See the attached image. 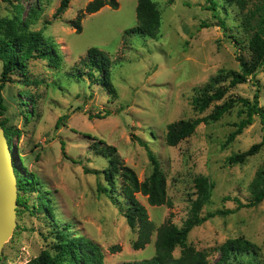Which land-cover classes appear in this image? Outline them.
Masks as SVG:
<instances>
[{"label": "rangeland", "instance_id": "1", "mask_svg": "<svg viewBox=\"0 0 264 264\" xmlns=\"http://www.w3.org/2000/svg\"><path fill=\"white\" fill-rule=\"evenodd\" d=\"M38 1L12 0L9 4L0 0V20L12 18L17 4L26 18ZM92 1L72 0L59 19L54 14L60 0L44 2L42 16L32 30H41L55 44L63 59L61 67H51L48 60L31 59L30 83L13 77L16 81L8 83L3 91L7 108L1 120L18 132L13 139L16 168L33 172L42 181L36 185L37 193L25 195L28 205L40 204L43 197L52 205L54 217L47 211L22 208L2 250L1 263L26 264L54 246L57 228L68 225L72 236L100 247L104 264L151 259L155 255V235L145 249L136 250L137 230L131 229L120 209L98 191L99 182L106 185L104 177L85 172V167L107 169L108 159L100 151L113 147L138 179L145 181L153 166L139 138L148 143L161 163L173 202L172 208L152 207L147 197L137 195L155 227L165 224L170 216L181 227L191 200L196 198L194 180L206 176L214 189L204 214L231 213L217 215L195 228L188 243L210 251V260L215 263L219 254L211 250L229 239L244 237L260 248L258 263L264 264V201L247 207L253 199L250 185L264 170V147L244 164L228 163L230 156L262 141L260 116H254V122L228 144L229 136L246 117L241 114L245 110L242 104L219 121L201 124L177 147H169L165 141L169 124L206 117L222 103L199 114L192 105L197 89L222 70L241 71L238 58H249V36L240 25V9H220L222 20H218L207 9L206 0H154L162 14V26L158 38L151 39L126 34L137 26L138 0H116L117 9L106 6L87 15L82 32L76 33L70 23ZM218 1L222 4L224 0ZM262 1L246 0L251 9ZM223 20L227 31L222 28ZM91 48L100 49L110 58L117 98L112 99L102 84H94L87 77L89 68L81 62ZM78 71L84 74L82 78ZM1 73L0 61V77ZM95 74L99 78L100 73ZM256 94L264 107V65L247 83L231 89L225 99L253 101ZM95 144L101 149L96 150ZM174 255L178 257L180 249Z\"/></svg>", "mask_w": 264, "mask_h": 264}, {"label": "trees", "instance_id": "2", "mask_svg": "<svg viewBox=\"0 0 264 264\" xmlns=\"http://www.w3.org/2000/svg\"><path fill=\"white\" fill-rule=\"evenodd\" d=\"M4 3L13 4L12 0H1ZM48 0H39L30 9L26 18H23V9L15 5V14L12 18L0 20V61L2 62V73L0 77V124L5 130L10 148H14V136L18 133L5 121L1 120L6 112V105L3 91L8 83H14L13 77L23 78L24 82L30 83L28 77V62L31 59L48 60L49 65L60 68L62 56L57 52L56 46L49 39L45 38L43 32L32 30L41 18L43 4ZM72 0H60L59 8L54 14L55 19L68 9ZM207 9L212 11L213 17L221 18V10L229 11L231 6L240 9L242 21L241 26L248 33L247 47L249 58H238L241 64V71L222 70L201 88L197 89V95L193 98L192 105L199 114L205 113L213 104L222 102L215 106L211 114L206 117L180 120L171 123L167 127L165 137L169 147H177L182 141L193 136L201 124H208L219 121L227 113L231 112L237 104H242L245 108L241 114H246L237 125V130L231 133L227 144L232 142L243 130L254 122V116L258 115L264 125V107L260 106L259 96L255 95L254 100L238 97L225 98L231 89L238 85L247 83L250 77H254L264 65V0L256 4L253 9L249 8L246 0H224L222 4L218 0H206ZM110 6L118 8L116 0H94L90 2L84 11L80 12L70 26L76 33L83 30L82 21L87 15L99 12L102 8ZM137 26L126 32L127 35H139L144 38L157 39L162 26V14L154 0H138L136 7ZM50 22H47L49 24ZM222 28L227 31V26L223 20ZM237 45L239 40L234 36ZM83 66L89 68L87 77L95 84H102L111 98H117V89L111 82L110 58L100 49H89L86 57L81 62ZM79 72V71H78ZM97 78L96 74H99ZM84 76L79 72V78ZM34 82V81H33ZM140 144L146 148L147 155L153 166L151 175L143 182L138 179L136 172L128 167L118 156L113 147L104 149L95 144L96 150L101 149V153L108 159L109 166L103 171L91 170L85 167L87 174L103 176L105 184L98 183V191L106 195L124 214L131 229L137 230L138 239L134 243L136 250H143L155 240V255L142 262H131L126 264H259L258 257L261 252L257 245L244 237L229 239L224 244L211 250L212 253L219 254L217 262L210 260V251L198 250L188 243L190 233L197 227L202 226L209 219L217 215H227L228 211H217L215 213L204 214L206 205L212 198L214 184L203 175L195 178L196 198L191 200V207L187 219L181 227L177 226L170 219L160 227L156 228L149 218L147 208L140 202L137 195L147 197V202L152 207L166 206L173 207V202L168 196L167 178L164 174L161 163L149 148L148 143L137 138ZM264 147V136L260 143L253 145L248 151L238 153L228 158L230 165L244 164L248 158L257 155ZM25 169V168H24ZM18 187V210L21 209L47 211L53 216V208L49 201L41 199L40 204L28 205L27 193H37L36 185L42 181L33 172H21L15 168ZM253 199L247 207H253L264 201V170L259 171L250 185ZM39 193V191H38ZM240 207H244L240 205ZM34 212V211H32ZM54 217V216H53ZM55 232L53 237L54 246L44 250L39 256L30 260L26 264H104V254L95 243L72 236L68 225L66 228ZM180 249V255L176 257L174 252ZM4 264V263H1Z\"/></svg>", "mask_w": 264, "mask_h": 264}, {"label": "water", "instance_id": "3", "mask_svg": "<svg viewBox=\"0 0 264 264\" xmlns=\"http://www.w3.org/2000/svg\"><path fill=\"white\" fill-rule=\"evenodd\" d=\"M14 152L15 147L11 150L0 124V264L2 250L17 225L18 181Z\"/></svg>", "mask_w": 264, "mask_h": 264}]
</instances>
